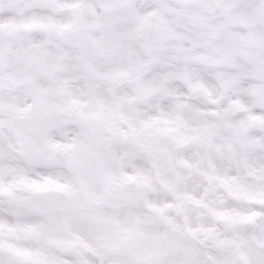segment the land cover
Masks as SVG:
<instances>
[{
	"label": "clouds",
	"instance_id": "1",
	"mask_svg": "<svg viewBox=\"0 0 264 264\" xmlns=\"http://www.w3.org/2000/svg\"><path fill=\"white\" fill-rule=\"evenodd\" d=\"M0 264H264V0H0Z\"/></svg>",
	"mask_w": 264,
	"mask_h": 264
}]
</instances>
